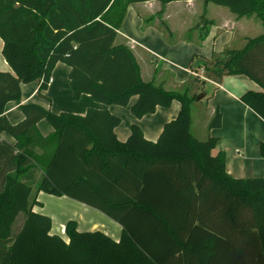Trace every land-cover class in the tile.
<instances>
[{
  "label": "trees",
  "instance_id": "1",
  "mask_svg": "<svg viewBox=\"0 0 264 264\" xmlns=\"http://www.w3.org/2000/svg\"><path fill=\"white\" fill-rule=\"evenodd\" d=\"M150 1L198 0H0L2 54L12 70L0 71V264H264V178H232L225 155H212L219 139L192 135L198 94L145 82L131 49L116 44L129 6ZM200 1L238 18L254 14L264 28V0ZM213 59L226 75H244L260 86L241 100L264 120V34ZM58 63L70 68L75 100L86 94L128 107L137 97L130 109L136 118L178 101L179 114L156 142L136 123L119 141L121 118L108 110L80 116L26 104L24 119L11 124L5 108L20 100L21 85L38 81L41 95ZM222 118L216 109L210 128H220ZM41 120L58 139L46 164L29 147ZM2 133L16 144L2 140ZM260 154L264 158V144ZM39 192L102 212L122 226L120 241L80 232L73 220L65 226L68 242L52 234V219L34 211L42 205Z\"/></svg>",
  "mask_w": 264,
  "mask_h": 264
},
{
  "label": "crops",
  "instance_id": "2",
  "mask_svg": "<svg viewBox=\"0 0 264 264\" xmlns=\"http://www.w3.org/2000/svg\"><path fill=\"white\" fill-rule=\"evenodd\" d=\"M173 3L180 5L178 9L186 10L184 11L186 13H188L187 11L189 10L194 16L198 14L201 18L200 22L189 27L190 30L192 28H202L201 30H203L204 33H208V28L206 26L216 24L217 21L226 22L229 27L234 25V29H237L238 32V36H235L234 41L238 40L240 47L232 48L231 45L233 41L230 46H227L224 50H241L246 46L249 39L264 34L262 23H259L262 27L259 25L257 28H254V26L251 27L248 24L246 25V22L243 20H247L246 18L249 16L238 18L236 15H232L230 11L231 14L224 11L222 8L225 7L218 5L212 7L210 6L212 3L206 4L204 1L200 0ZM190 5L194 6L193 10L185 8ZM159 6H162V4L158 1L130 5L122 27L118 31L116 44H126L131 49L140 67L141 77L145 82H153L157 86H163L168 91L181 90L187 87L191 96L205 93L207 100L214 98V107H209V102L203 105V100H196L193 102L191 110L192 135L201 141H205L209 137H217L219 139L216 147L212 150V155L217 156L221 153L225 155L226 170L232 178H264V158L260 154V147L264 144V120L241 100V96L245 92L260 91V86L244 75H234L236 77L226 75L222 67L212 63L211 59L208 63L203 62V64H198L194 69L196 73H198V76L204 73V77L210 79L213 82L212 85L216 87V91L210 97L206 91H201L199 87V85L204 83L202 78L203 75L200 81L196 80V77L190 76V78H193L194 84L189 85L185 79L177 76L176 72L171 76L163 75L156 66L151 64L149 57L147 58L143 53L144 49L140 48L138 51L137 47H133L129 43L127 37H131L132 35L141 39L143 37V39L147 41V37L141 34L145 15H154L156 11L161 10ZM130 12L132 13L130 14ZM164 13L165 17H167L165 20L168 21L170 19L168 17H170L171 14L170 12H163L162 16ZM214 13H217V16L214 15ZM229 27H224V29H228ZM186 31L187 30L183 33H186ZM185 39L187 38L185 37ZM191 39L192 37L190 35L187 40ZM2 49L3 40L0 37V71L12 72L8 62L2 54ZM188 53L189 51L185 54L187 55ZM184 64L185 61L180 63V65ZM205 64H207L209 68H207ZM188 72L190 74L192 73L190 69H188ZM69 74L70 68L63 63H58L51 75L52 82L41 95L39 93L40 83L38 81L22 84L20 100L9 102L6 105L5 116L8 121L11 124L21 122L24 119L21 107L26 104H38L56 114L67 112L80 116H84L89 109L108 110L121 118V124L116 129L119 141L125 142L127 140L130 135L131 126L136 123L142 129L146 139L156 142L165 123L176 119L179 114L181 104L179 102H173L172 106L168 109L158 107L155 113L146 115L142 118H136L131 113L130 109L136 102L137 97L132 98L130 101V111H128L127 108L119 109L118 106L115 105L97 103L86 94L82 95L75 103L77 105H73L74 97L70 86ZM247 80H251V83ZM224 84L232 90L230 91L225 88ZM66 105L71 107L70 110H65L68 108ZM216 109L222 112V126L218 129H211L209 125L214 117ZM194 128H196L197 135L193 133ZM54 132L53 127L47 120H41L36 125V132L33 134V142L29 147L43 164L48 163L54 154L58 140L57 137L54 136ZM1 138L9 144H16V139L7 133H2ZM42 174L43 172L41 169L37 170L36 181L41 179ZM41 193L42 192H39L37 194V199L40 203H43L41 199H46V197L41 198ZM58 200L60 209L54 214H45L52 219V234H57L68 242L65 226L69 221L73 220L77 223V229L80 232L100 231L115 241H120L123 234L122 226L102 212L101 213L109 219L97 213V209L67 196H60ZM34 211L44 214L39 206H35ZM186 256L190 257L191 255L188 254Z\"/></svg>",
  "mask_w": 264,
  "mask_h": 264
},
{
  "label": "rangeland",
  "instance_id": "3",
  "mask_svg": "<svg viewBox=\"0 0 264 264\" xmlns=\"http://www.w3.org/2000/svg\"><path fill=\"white\" fill-rule=\"evenodd\" d=\"M210 6L215 7L216 5L210 4ZM159 7V9L161 10L156 11L154 15H145L141 34L147 37V41L144 40L143 37L141 39L135 37L134 35H132L131 37H127L128 41L131 46L137 47L138 51L140 48L144 49L143 53L146 55L147 58L149 57L151 64L156 66L163 75L171 76L176 72L177 76H180L185 79L188 85L194 84V80L193 78H190V76H198V73H196V71L194 70L195 67H197L198 64H203V62L208 63L211 61V59L212 63H214L213 56L219 55L225 48H227V46H230V44L234 41L235 36H238L237 29H234V25L229 27L226 22L217 21L216 24L206 26L208 28V33L206 34L203 32V30H201L202 28H192L190 30L189 27H192L194 24L201 21V18L198 14L194 16L193 13L189 10L187 11L188 13H186L184 12L186 10L178 9L180 5L175 3H170ZM193 7L194 6L190 5L186 6L185 8H190L191 10H193ZM222 9L231 14L227 8ZM163 12H170L171 15L170 17H168L170 18L168 21L165 20L167 19V17H165V13L162 16ZM131 13L132 12H130V14ZM214 15L217 16V13H214ZM246 19L247 20H243L246 22V25L248 24L251 27L254 26V28H257L259 25L261 26V24H259L261 23L260 20L255 17L254 14L250 15ZM224 27L229 28L224 29ZM185 30H187L186 33H183ZM204 34L206 35V37L203 36L202 38V35ZM190 35L192 39L187 40ZM185 37L187 39H185ZM239 45V41L235 40L231 46L232 48H238L240 47ZM188 51L189 53L186 55L185 53ZM182 61H185L184 65H180ZM188 69H190V71L192 72L191 74L188 72ZM202 75L200 77L203 78L204 83L199 85L200 90L206 91L211 97L216 91V87L212 85L213 82L210 79H206L204 77V73H202ZM230 76L236 77L234 75ZM247 81L250 82L251 80ZM224 86L228 90H232L227 85L224 84ZM183 90L184 89L182 88L179 91ZM77 101L78 100L74 99L73 105H77L75 104ZM213 101L214 98H211L210 100H207V98H205L203 99L202 103L203 105H205L209 102V107H214L215 103ZM70 108L71 107H68L65 110H70ZM118 108H127L128 111H130L129 106H118ZM193 133L197 135L196 128H194ZM41 194V198L46 197V199H41L43 203L41 206H39V208L44 214H54L57 210L60 209V203L57 196L50 195L45 192H42ZM92 210L96 211L94 209ZM96 212L102 215L103 217L108 218L104 216L101 212Z\"/></svg>",
  "mask_w": 264,
  "mask_h": 264
},
{
  "label": "water",
  "instance_id": "4",
  "mask_svg": "<svg viewBox=\"0 0 264 264\" xmlns=\"http://www.w3.org/2000/svg\"><path fill=\"white\" fill-rule=\"evenodd\" d=\"M206 98V94L205 93H202V94H199L196 98L197 101H202L203 99Z\"/></svg>",
  "mask_w": 264,
  "mask_h": 264
},
{
  "label": "built area",
  "instance_id": "5",
  "mask_svg": "<svg viewBox=\"0 0 264 264\" xmlns=\"http://www.w3.org/2000/svg\"><path fill=\"white\" fill-rule=\"evenodd\" d=\"M51 82H52V78H50V79L48 80V83H49V84H50ZM49 84H48V85H49Z\"/></svg>",
  "mask_w": 264,
  "mask_h": 264
}]
</instances>
